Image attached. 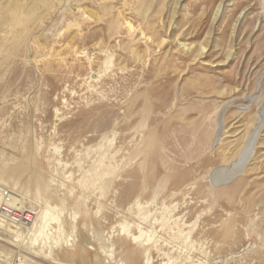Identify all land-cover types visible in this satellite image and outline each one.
Masks as SVG:
<instances>
[{
	"label": "rangeland",
	"instance_id": "rangeland-1",
	"mask_svg": "<svg viewBox=\"0 0 264 264\" xmlns=\"http://www.w3.org/2000/svg\"><path fill=\"white\" fill-rule=\"evenodd\" d=\"M8 1L0 264H264V0Z\"/></svg>",
	"mask_w": 264,
	"mask_h": 264
},
{
	"label": "bare ground",
	"instance_id": "bare-ground-1",
	"mask_svg": "<svg viewBox=\"0 0 264 264\" xmlns=\"http://www.w3.org/2000/svg\"><path fill=\"white\" fill-rule=\"evenodd\" d=\"M48 0H10L8 3H6L7 10L13 14V16L16 19H20L21 15L30 17L32 14H35L38 12V10L41 8V5L44 4L47 7H49L51 4L49 2H46ZM5 3V2H4ZM48 3V4H47ZM3 6V5H2ZM5 6V5H4ZM5 8V7H1ZM0 11H3L2 9ZM7 11V12H8ZM6 14V13H5ZM9 14V13H8ZM11 17V16H10ZM25 17V18H26ZM22 19V18H21ZM20 23V22H19ZM19 26V25H18ZM46 215V214H45ZM42 215V219H44V216ZM34 219V218H33ZM32 221V220H31ZM41 230L38 229L34 233H39ZM34 237V236H33ZM36 237V236H35Z\"/></svg>",
	"mask_w": 264,
	"mask_h": 264
}]
</instances>
